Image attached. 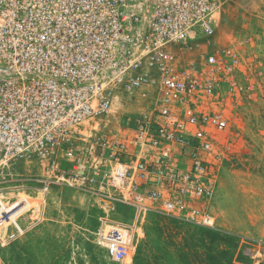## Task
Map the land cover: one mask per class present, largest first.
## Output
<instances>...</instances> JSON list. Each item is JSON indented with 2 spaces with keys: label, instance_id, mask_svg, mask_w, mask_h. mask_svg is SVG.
<instances>
[{
  "label": "built area",
  "instance_id": "built-area-1",
  "mask_svg": "<svg viewBox=\"0 0 264 264\" xmlns=\"http://www.w3.org/2000/svg\"><path fill=\"white\" fill-rule=\"evenodd\" d=\"M222 4L0 0V248L42 221L56 187L103 209L94 238L114 262L133 259L149 212L216 227V146L229 127L217 98L239 55L216 45L203 60L179 58L189 43L210 41ZM149 86L153 105L130 113L124 129L92 124L121 94ZM17 161L30 174L5 172ZM40 192L42 216L22 225L33 208L15 204ZM119 205L134 210L132 222L109 216Z\"/></svg>",
  "mask_w": 264,
  "mask_h": 264
},
{
  "label": "rangeland",
  "instance_id": "rangeland-1",
  "mask_svg": "<svg viewBox=\"0 0 264 264\" xmlns=\"http://www.w3.org/2000/svg\"><path fill=\"white\" fill-rule=\"evenodd\" d=\"M216 21L210 41L199 39L189 43L179 62L203 60L216 45H230L239 55L233 77L223 84L217 98L229 118V127L220 135L216 146L219 190L215 229L238 234L241 240L237 255L249 264H260L264 260V0H223ZM156 93L157 87L149 86L134 95L121 94L110 114L92 124L103 131L124 129L129 114L148 110ZM5 172L12 173L14 178L30 174L25 161L15 162ZM23 197L27 207L33 208V215L31 220L30 214L22 217V225L25 220L29 223L42 216L46 195L40 192L34 197L28 194ZM102 215L101 208L85 195L67 188H53L42 221L21 239L4 247V261L6 264H135L138 250L146 243L148 223L153 219L173 218L156 211L147 213L141 221L142 236L133 259L118 263L95 242L94 232ZM109 216L132 222L134 210L121 205ZM150 262L155 264L153 260Z\"/></svg>",
  "mask_w": 264,
  "mask_h": 264
},
{
  "label": "trees",
  "instance_id": "trees-1",
  "mask_svg": "<svg viewBox=\"0 0 264 264\" xmlns=\"http://www.w3.org/2000/svg\"><path fill=\"white\" fill-rule=\"evenodd\" d=\"M146 236L135 264H249L237 255L241 238L233 232L160 218L148 223Z\"/></svg>",
  "mask_w": 264,
  "mask_h": 264
},
{
  "label": "bare ground",
  "instance_id": "bare-ground-1",
  "mask_svg": "<svg viewBox=\"0 0 264 264\" xmlns=\"http://www.w3.org/2000/svg\"><path fill=\"white\" fill-rule=\"evenodd\" d=\"M27 200L23 197V198H20L19 199V201H17V203L15 204V206H17V205H19L20 203H22V202H26ZM26 207L25 208H27V203H26V205H25ZM19 207V206H18Z\"/></svg>",
  "mask_w": 264,
  "mask_h": 264
}]
</instances>
